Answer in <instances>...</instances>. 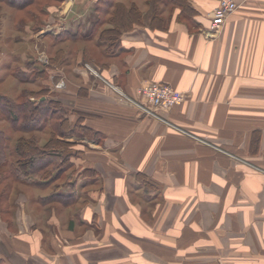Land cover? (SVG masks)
<instances>
[{"label": "crops", "instance_id": "crops-1", "mask_svg": "<svg viewBox=\"0 0 264 264\" xmlns=\"http://www.w3.org/2000/svg\"><path fill=\"white\" fill-rule=\"evenodd\" d=\"M97 1H71L70 19ZM131 1L141 21L121 33L104 75L133 96L168 84L183 104L157 120L73 73L70 108L99 136L70 135L97 172L79 223L50 221L46 237L21 224L13 236L3 221L9 237L23 264H264V0H233L218 34L220 0H160L156 16L152 0Z\"/></svg>", "mask_w": 264, "mask_h": 264}, {"label": "rangeland", "instance_id": "rangeland-1", "mask_svg": "<svg viewBox=\"0 0 264 264\" xmlns=\"http://www.w3.org/2000/svg\"><path fill=\"white\" fill-rule=\"evenodd\" d=\"M68 1L70 0H61L56 6L51 7L49 14L43 18L42 28L36 33L32 32V21L29 19L26 20V28L18 31L14 22L16 23L20 20V13H15L14 10L6 5L0 6V94L5 93L13 97L20 90L28 93L38 90L40 92L44 90L43 92H45L47 90V94L55 97L62 105H70V98L73 99V95H70V78L74 79L73 73H79L78 75L82 76L81 72L87 74L91 80L102 84L112 94L114 93L104 83L102 78L97 76L98 74L95 75L86 68V65L89 64L101 76L107 78L101 69L103 68L102 65L108 62L106 61L107 58L100 54L101 52H99L93 42L84 40V36L89 34V31L93 28L96 14L90 12L85 17L70 19V10L65 8ZM132 3L131 0H127L126 4L131 5ZM112 51H114L113 54H116L118 51L117 47L112 46L110 52ZM30 61L34 62V65L28 64ZM15 73H18L19 79L14 77ZM40 75L42 76L40 77ZM22 80L24 83L21 82ZM118 87L120 88V86ZM130 96L135 97L136 95ZM46 97L43 96L40 100H45ZM117 98L120 100L118 96ZM1 124L4 127L5 125L9 127L4 120L1 121ZM9 129L14 137L10 142V146L13 148L16 139L21 134L14 133L11 127ZM36 134L41 146H44L50 138V129L46 128L44 131L41 129ZM25 135L29 136V134ZM62 139L74 144V150L83 148L82 143L77 145V142L70 141V135ZM64 180L59 181L58 184L62 185ZM70 180H72V184L73 182L77 183L78 189L77 196L75 195L77 204L71 206H64L56 202L46 203V201H50L49 198L54 199L53 195L55 197L62 195V198L63 196L67 198L66 196L74 194L71 193L72 191L69 188H60L58 191H54L53 186L45 190L16 186L10 194L9 200L3 204V208L8 206V218H13V229H9L12 232L11 234L13 236L18 234L20 230L19 224H21V231H26L27 229L33 231L35 227H38L45 230V236L48 237L49 227H52L49 226L50 221L55 222L56 228L61 230L64 228L68 229L72 220L75 223H79L77 214L80 216L82 209L80 202H83L86 194L83 187L85 183L88 185L89 182L86 179L75 176H72ZM41 197L47 198L46 201L44 200V204L39 203ZM0 209H2V204H0ZM6 218L4 216L3 220L7 221L8 218ZM3 220L0 217V257L6 256L8 253L12 262L23 264L24 257L20 255L19 249L14 246L13 240H11L5 229ZM33 258L31 257L30 260H27V263L34 264L35 260Z\"/></svg>", "mask_w": 264, "mask_h": 264}, {"label": "trees", "instance_id": "trees-1", "mask_svg": "<svg viewBox=\"0 0 264 264\" xmlns=\"http://www.w3.org/2000/svg\"><path fill=\"white\" fill-rule=\"evenodd\" d=\"M148 1L151 2V0ZM152 1L153 6L155 5L154 16H156L160 0ZM180 1L184 2V0ZM60 2L61 0H0V6L6 5L15 13H20V20L14 22L18 31L26 28V20L29 19L32 21L31 30L36 33L42 28L43 18L49 14L50 8ZM94 13L96 15L93 28L84 40L93 42L104 57L114 56V51L110 52V50L112 46H119L121 33L141 21L139 8L136 5L128 7L125 0H98ZM30 63L34 62H28ZM14 77L19 79L18 73H15ZM43 91L28 93L20 90L13 97L5 93L0 94V204H2L0 217L2 220L4 216L8 218L9 214L8 206L3 208V204L9 200L16 186L39 190L53 186L54 191L69 188L74 194L66 196L67 198L64 196L62 198V195L60 197L53 195L54 199L49 198L50 201H46V197H41L39 203L44 204L45 200L46 203L56 202L71 206L77 202L75 195L77 196L78 190L77 183H71V177L93 180L97 176L93 168L86 167L83 163V152H76L74 144L62 138L72 134L95 139H99V136L92 129L82 125L85 116L83 112L70 108V105H62L55 97L49 96L47 90ZM43 96L47 97L45 100H40ZM71 117H75L73 120H76L71 121ZM3 120L8 123L14 133L21 134L16 142L14 141L13 148L10 146L11 140L14 139L13 134L10 133L9 127H6L7 125L4 127L1 124ZM46 128L50 129V138L44 146H41L36 133ZM138 177V181L146 185L145 193L150 194L149 179L144 175H138ZM61 180H64L62 185L58 184ZM12 221L11 217L4 221L8 229H13ZM6 258L4 255L0 257V264H10Z\"/></svg>", "mask_w": 264, "mask_h": 264}, {"label": "built area", "instance_id": "built-area-1", "mask_svg": "<svg viewBox=\"0 0 264 264\" xmlns=\"http://www.w3.org/2000/svg\"><path fill=\"white\" fill-rule=\"evenodd\" d=\"M238 5L233 0H220L216 8L210 26L213 34H218L225 26L228 18L237 10ZM86 68L93 74L102 78L120 100L128 102L136 107L139 112L148 117L167 122L162 115L163 111L180 106L184 102V95L172 86L164 83L146 82L136 90V96L132 97L108 78L101 76L91 65Z\"/></svg>", "mask_w": 264, "mask_h": 264}, {"label": "water", "instance_id": "water-1", "mask_svg": "<svg viewBox=\"0 0 264 264\" xmlns=\"http://www.w3.org/2000/svg\"><path fill=\"white\" fill-rule=\"evenodd\" d=\"M71 1H72V0L68 1V3L66 4V6H65L66 9L69 8V7L71 6V4H72Z\"/></svg>", "mask_w": 264, "mask_h": 264}]
</instances>
